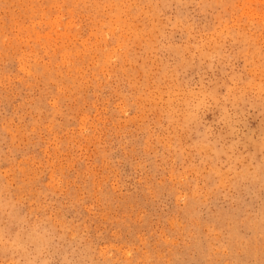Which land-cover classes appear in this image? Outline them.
<instances>
[{
  "label": "rangeland",
  "instance_id": "rangeland-1",
  "mask_svg": "<svg viewBox=\"0 0 264 264\" xmlns=\"http://www.w3.org/2000/svg\"><path fill=\"white\" fill-rule=\"evenodd\" d=\"M0 85V264H264V0H0Z\"/></svg>",
  "mask_w": 264,
  "mask_h": 264
},
{
  "label": "bare ground",
  "instance_id": "bare-ground-1",
  "mask_svg": "<svg viewBox=\"0 0 264 264\" xmlns=\"http://www.w3.org/2000/svg\"><path fill=\"white\" fill-rule=\"evenodd\" d=\"M105 33V32H104ZM104 41V40H103ZM259 41V40H258ZM119 50V49H118ZM145 57V56H144ZM117 58V57H115ZM8 59V58H7ZM96 63V62H95ZM136 68V67H135ZM49 69V68H48ZM104 76V75H103ZM140 81V80H139ZM29 83V82H28ZM54 83V82H53ZM1 86V85H0ZM70 92V91H69ZM30 102V101H29ZM25 115V114H24ZM36 117V116H35ZM92 120V119H91ZM56 135V134H55ZM87 143V142H86ZM229 165V164H228ZM40 172V171H39ZM63 174V173H62ZM93 175V174H92ZM72 185V184H71ZM34 192V191H33ZM23 202V201H22Z\"/></svg>",
  "mask_w": 264,
  "mask_h": 264
}]
</instances>
